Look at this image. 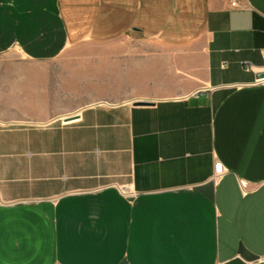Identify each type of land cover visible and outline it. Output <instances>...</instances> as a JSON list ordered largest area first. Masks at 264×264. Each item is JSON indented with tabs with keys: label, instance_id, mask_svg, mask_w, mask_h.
Returning <instances> with one entry per match:
<instances>
[{
	"label": "crops",
	"instance_id": "1",
	"mask_svg": "<svg viewBox=\"0 0 264 264\" xmlns=\"http://www.w3.org/2000/svg\"><path fill=\"white\" fill-rule=\"evenodd\" d=\"M263 52L264 0H0V264H264Z\"/></svg>",
	"mask_w": 264,
	"mask_h": 264
},
{
	"label": "built area",
	"instance_id": "2",
	"mask_svg": "<svg viewBox=\"0 0 264 264\" xmlns=\"http://www.w3.org/2000/svg\"><path fill=\"white\" fill-rule=\"evenodd\" d=\"M238 2H232L231 7H236L238 6ZM263 60H264V52H263ZM247 71H252L254 70V66L251 64H248L246 67ZM245 86H251V87H264V66L260 70H257V78L253 83L248 84V85H240V84H235L229 86L230 88H235V89H241L242 87ZM226 170L224 166L221 164V162L215 163V168H214V176L213 181L217 182L221 176H224ZM244 188H246V185H243ZM122 195H124L127 199L134 200L138 194H136L135 191L131 190L130 188H126L122 190Z\"/></svg>",
	"mask_w": 264,
	"mask_h": 264
},
{
	"label": "water",
	"instance_id": "3",
	"mask_svg": "<svg viewBox=\"0 0 264 264\" xmlns=\"http://www.w3.org/2000/svg\"><path fill=\"white\" fill-rule=\"evenodd\" d=\"M135 103V106H151L153 104L151 103H147V102H134ZM68 121V120H66Z\"/></svg>",
	"mask_w": 264,
	"mask_h": 264
},
{
	"label": "rangeland",
	"instance_id": "4",
	"mask_svg": "<svg viewBox=\"0 0 264 264\" xmlns=\"http://www.w3.org/2000/svg\"><path fill=\"white\" fill-rule=\"evenodd\" d=\"M75 53V52H74ZM79 53V52H78ZM80 53H82V52H80Z\"/></svg>",
	"mask_w": 264,
	"mask_h": 264
}]
</instances>
